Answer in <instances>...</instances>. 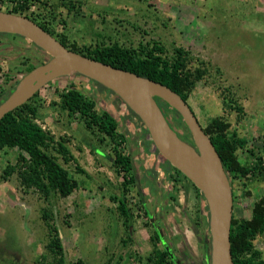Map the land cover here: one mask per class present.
Wrapping results in <instances>:
<instances>
[{"label":"rangeland","instance_id":"obj_1","mask_svg":"<svg viewBox=\"0 0 264 264\" xmlns=\"http://www.w3.org/2000/svg\"><path fill=\"white\" fill-rule=\"evenodd\" d=\"M44 1L47 5L59 3V0ZM73 1L79 5L77 18L72 13L68 16L65 10L61 15L67 24L69 42L81 45L94 39L92 33L106 31L125 44L159 40L167 47H183L193 58L209 62L214 68L196 84L187 100L199 124L205 127L215 116L227 119L230 129L247 141L246 148L237 152L243 164L252 165L256 156L264 155V0H258L257 4L252 0ZM8 6L7 0L0 2L1 11ZM35 9L36 6L30 7V11ZM56 29L61 31L60 26ZM20 41L11 43L0 37L1 91L10 89L25 74L24 57L35 65L39 60H47L41 50ZM16 43L19 45L15 46ZM71 84L93 96L98 111L105 110L122 122L124 107L117 109L113 96L103 95L101 89L77 73L59 76L36 91L34 100L40 105L37 123L55 137H69V149L91 179L77 174L74 164L65 165L80 187L66 198L54 196L48 201L37 192L23 190L15 174L7 181L0 179V264H39L46 243V229L40 219L43 207L53 212L66 264L77 259L85 264H113L118 254L123 256L121 264H135L131 256H146L151 250L148 235L152 229L148 222H158L163 245L175 256L176 264H202L201 251L209 236V226L204 225L206 203L187 180L177 177L179 182L172 183L165 179L161 158L154 177L161 192L145 198V184L141 188V200L152 201L146 215L136 190L131 188L128 197L133 213L131 241L123 245L122 239H127V234L115 210L116 204L109 199L118 192L120 179L110 169V158H103L104 154H111L110 147L99 144L77 119L66 125V116L49 105L58 99L56 89L62 91ZM227 89L242 107L241 115L224 108L220 95ZM122 127L128 131L130 128L133 135L135 127L128 122ZM131 139L128 150L134 151V172L137 181L143 183L148 153L144 152L140 139L134 136ZM89 144L98 149L97 155L90 152ZM18 154L16 148L0 151V174L6 165L15 163ZM166 173L171 175L172 171L167 169ZM231 189L234 217L249 218L254 202L264 197V182L252 177L247 181L236 180ZM254 244L264 258V234Z\"/></svg>","mask_w":264,"mask_h":264},{"label":"trees","instance_id":"obj_2","mask_svg":"<svg viewBox=\"0 0 264 264\" xmlns=\"http://www.w3.org/2000/svg\"><path fill=\"white\" fill-rule=\"evenodd\" d=\"M2 1L0 0V2ZM7 1L9 6L5 9L6 12L30 18L47 33L54 36L68 50L161 83L178 94L187 104V100L194 91L196 84L207 77L210 70L214 68L213 66L211 67L209 62L190 56L189 51L183 47H167L161 41L154 39L148 41L140 40L136 44H125L120 42L118 38L106 33V31H96L92 33L95 36L94 39L92 38L86 43L77 45L74 41L69 42L67 24L61 15L65 10L68 16L72 13L77 18L79 5H75L73 0H59V3L52 5H47L44 0ZM257 3H259L258 0H254V4ZM31 6H36L35 11H30ZM102 19L104 20L105 18ZM103 23H106V20ZM57 26L61 27L60 32L56 31ZM104 28H106V25ZM0 37L7 42L14 43L13 41L15 40H21L20 42L35 46L32 42L19 35L0 33ZM14 45L18 46L19 43ZM43 54L47 57V60L50 58L44 52ZM42 57L38 58L41 59ZM44 62L39 60L38 65ZM22 64L24 65V73L37 66L29 62L26 57H24ZM214 70L219 72V69ZM86 80L92 86L101 89L103 95L113 96L112 102L117 109L120 106L124 107L121 123L109 112L105 110L98 111L94 97L85 94L72 84L62 91L56 89L55 92L58 99L57 101H52L49 105L57 109L61 115L64 114L66 116V125L73 119H77L84 130L94 137L99 144L110 147L111 154H104L103 158H110V169L120 181L117 183L118 192L111 195L109 199L116 204L115 210L118 217L122 220V226L127 234V239H122V243L126 246L131 241L129 232L131 231L133 219V213L128 205L131 188L136 190V195L140 199L139 201L145 215L148 213V207L151 204L141 200L143 197V195L141 197L142 185L145 184L146 188H152L151 186L155 185L154 189L157 192H161L154 178L151 181L146 180V178L143 183L137 181L132 162L134 151H129L128 148L131 145V137L133 136L135 139H143L151 144L152 142L140 119L116 94L91 79L86 78ZM16 84L17 82L5 92L0 90V96L5 99ZM38 92L0 119V151L14 148L19 151L15 163L8 164L1 170L0 179L7 181L10 176L15 174L23 190L37 192L44 201L51 200L54 196L66 198L80 186L65 165L74 164V170L77 174L84 175L87 179H91V177L84 169L80 168L76 157L69 149V137L66 135L55 137L54 134L37 123L40 105L37 104L34 97L37 96ZM220 96L224 108L236 112V115H241L242 107L232 98L228 89ZM154 100L176 135L181 140L191 143V135L180 115L163 100L157 97H154ZM126 122L135 127L133 135L132 133L130 134V128H128V131L125 130L127 127H122ZM230 127L229 121L221 116L212 117L206 126L202 127L220 157L222 167L228 176L230 187L232 188L233 181L242 179L247 181L251 177L256 181L264 182V155L256 156L252 165L243 164L237 152L246 148L247 141L238 132L231 130ZM89 147L90 152L97 155L96 151L98 149L90 144ZM153 150L154 154L163 160L162 165L164 164V166L161 171L165 179L170 180L172 183H177L179 182L177 177H181L187 180L202 196L199 190L186 177L172 167L155 148ZM249 152L252 154V151ZM167 169L172 171L171 175L166 173ZM155 170L152 167L148 172L152 171L154 177L157 174ZM245 193L248 194V191H245ZM40 219L46 229V243L44 245L45 252L40 255L38 263L66 264L63 244L54 223L52 210L48 207H43L40 210ZM148 223L152 229L148 235L151 250L146 256L134 254L131 259L135 261V264H176L175 256L170 251L164 247L159 248L162 240L157 223ZM204 225L208 227L207 207ZM263 233L264 197H260L254 202L249 218H235L232 213L229 241L233 264H264L262 253L254 244L255 240ZM202 249L201 262L202 264H209V236ZM122 260L123 256L118 254L112 263L121 264ZM70 264L85 263L83 260L77 259Z\"/></svg>","mask_w":264,"mask_h":264},{"label":"water","instance_id":"obj_3","mask_svg":"<svg viewBox=\"0 0 264 264\" xmlns=\"http://www.w3.org/2000/svg\"><path fill=\"white\" fill-rule=\"evenodd\" d=\"M0 33L32 42L50 58L25 73L0 102V119L30 99L51 80L59 63L72 73L91 79L116 94L140 119L157 152L201 193L208 211L209 264H233L229 232L233 197L228 176L209 137L182 98L165 85L68 50L30 18L0 10ZM174 109L186 125L192 142L181 140L154 100Z\"/></svg>","mask_w":264,"mask_h":264},{"label":"crops","instance_id":"obj_4","mask_svg":"<svg viewBox=\"0 0 264 264\" xmlns=\"http://www.w3.org/2000/svg\"><path fill=\"white\" fill-rule=\"evenodd\" d=\"M252 2L254 4V0H252ZM140 140L142 141V143H141L142 145L141 146L144 147L143 148L144 152L145 153H148V157H149V160L147 161V166L145 167L146 168V170H145L146 175H145L144 178L145 179L147 178L146 180L151 181V180H153V178L155 176L153 177L154 173L152 171L151 172H148L149 171V168H151V169H152V167L155 168L156 167V164L159 162L160 158L157 155L154 154V150L152 149V146L153 145L151 143H149L148 141L143 140V139H140ZM138 143H140V141H138ZM156 171H157V169L155 170V172ZM146 189H147V193H146V197L144 196L145 198H150L151 195H156V192L157 191L153 187L152 188H146ZM148 202L152 205V201H148ZM148 202H146V203H148ZM161 239H162V237H161ZM163 242H164V240H163ZM162 246H163V244H162Z\"/></svg>","mask_w":264,"mask_h":264},{"label":"bare ground","instance_id":"obj_5","mask_svg":"<svg viewBox=\"0 0 264 264\" xmlns=\"http://www.w3.org/2000/svg\"><path fill=\"white\" fill-rule=\"evenodd\" d=\"M71 73V70L64 63H59L58 65H56L52 75H68Z\"/></svg>","mask_w":264,"mask_h":264},{"label":"flooded vegetation","instance_id":"obj_6","mask_svg":"<svg viewBox=\"0 0 264 264\" xmlns=\"http://www.w3.org/2000/svg\"><path fill=\"white\" fill-rule=\"evenodd\" d=\"M3 92H5V91H3ZM0 100H4V98L0 96ZM156 223H158V222H156ZM157 228H158V226H157ZM159 233H160V231H159ZM159 235H160V237H162L161 234H159ZM161 240H162L161 241L162 242L161 245H162L163 244V239H161ZM163 247L166 248L164 245H163Z\"/></svg>","mask_w":264,"mask_h":264},{"label":"built area","instance_id":"obj_7","mask_svg":"<svg viewBox=\"0 0 264 264\" xmlns=\"http://www.w3.org/2000/svg\"><path fill=\"white\" fill-rule=\"evenodd\" d=\"M159 175H161V174H159Z\"/></svg>","mask_w":264,"mask_h":264}]
</instances>
